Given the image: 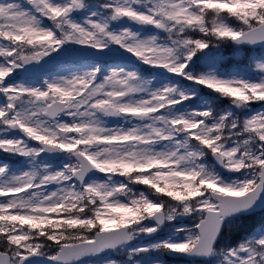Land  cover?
<instances>
[{
  "label": "snow or ice",
  "instance_id": "snow-or-ice-1",
  "mask_svg": "<svg viewBox=\"0 0 264 264\" xmlns=\"http://www.w3.org/2000/svg\"><path fill=\"white\" fill-rule=\"evenodd\" d=\"M0 264H264V0H0Z\"/></svg>",
  "mask_w": 264,
  "mask_h": 264
}]
</instances>
